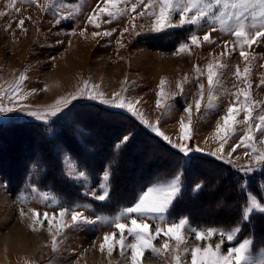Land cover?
Instances as JSON below:
<instances>
[{
  "label": "rangeland",
  "instance_id": "374dc122",
  "mask_svg": "<svg viewBox=\"0 0 264 264\" xmlns=\"http://www.w3.org/2000/svg\"><path fill=\"white\" fill-rule=\"evenodd\" d=\"M135 2L136 0H129V7ZM44 3L45 0H37V4L39 5H44ZM97 3L98 0H58V4L60 5L58 8L59 15L67 16L69 13H72L73 18L71 20L66 19L63 23H57L55 22L56 17L52 12L42 11L31 3H24L23 0H0V12L5 13V15L0 16V97H3L0 99V107L9 108L13 107L14 104L16 107V110L12 112H0V125H5L7 122L51 123L60 118L61 115H65L68 108L78 104L98 103L106 109L126 111L102 104L98 99H88L86 97L73 100L66 107L57 104V101L69 100L72 95L77 94L84 87L85 81H88L90 85L99 86L95 91L103 93V99L112 100L114 94L121 93L126 101L135 103L138 113L143 114V120L158 127L160 132L169 137L172 142L171 144L160 136L171 146L181 143L180 121L183 120L187 123L188 117L184 112V108L192 106V137L188 142V146L193 149L191 153L214 157L216 161L233 168H241L248 165L250 160L245 156V148H237L235 152H231V147L239 143L242 136L246 133V124L239 123L237 125L236 135L232 136L229 144L225 145L224 160L210 155L219 146L220 141L215 138V130L217 124L222 123L221 117L226 114V109L234 99L231 93L245 86L242 82L237 81L233 75L237 65L241 71L245 67V62L239 56V49L237 48L231 56H221V53L225 51V42H229L231 47L234 37L217 30L211 33V40L215 41L214 44L202 43V46L199 48L190 46V52L178 53L176 49L181 43L188 40L191 34L203 37L209 31L208 26L170 29H186L187 37L171 49L162 48L160 43L161 45L165 43L164 40L160 41L156 40L157 38H153V41H149L144 38L145 36L161 35L164 33L149 31L151 20L147 16H137L135 20L139 35L131 31L130 16L136 15V13H130V16H125L118 22L102 23L99 29L88 24V16L96 8ZM10 4H14V7H9ZM142 10V7L137 8V13ZM21 19L25 21L23 28L26 31H22L19 26ZM103 19L106 21L108 18L104 17ZM126 27L130 30L123 33ZM81 31L90 35L96 31H111L113 35L96 37L89 44L91 52L84 55V57H76L72 54L73 59H68L67 53H70L69 49L73 46L75 39L77 40L81 36ZM121 33H123V36H121ZM121 43L123 47H121ZM79 44L85 45L86 43ZM76 50L77 48L73 47L72 52ZM250 51L256 56V59L252 62L249 76V81L252 84V88L250 89L251 100L256 104L253 116H257L258 114L264 115V85L261 84V80H264V66H262L264 65V43L254 45ZM213 58H219L227 67L221 70V83L215 91V100L211 109L207 107L206 73L200 76L199 83L205 85V99L202 102L201 111L197 113L195 111V100L199 98V87L195 67L199 66L200 69H205L206 65ZM55 73L57 77L63 76L67 79L65 81L62 79L61 83L57 82L55 84L53 83ZM21 75L25 76L26 79L20 82L17 89L19 95L14 100L10 99V86L18 81ZM162 79L166 81L165 92L176 94L168 100V103L172 105L168 111L156 107L157 93ZM177 83L182 85V92L177 88ZM124 88H127L128 91L124 92ZM137 101L139 103H136ZM21 106H24L25 110H19ZM54 108L60 110L56 116H50L47 120L27 115L28 111L42 113L45 110ZM126 112L133 115L128 111ZM134 117L141 122V118L138 115ZM243 117L244 113L241 112L238 115V120L242 121ZM145 127L154 133L149 127ZM25 130L19 131L21 133L25 131L28 134V129L26 128ZM17 134L19 133L17 132ZM254 135L256 136V141L253 146L258 150L264 151V143H260V140L264 139V137H261L260 133L255 132V130ZM28 136L25 140L32 141L30 133ZM3 137L7 143H11V149L9 150L12 151L11 156L6 154V149L4 151L0 149V152H5L4 155L0 153V166L3 168V171H6L7 169L3 165L2 159L7 156L18 159V156L22 155L24 146L13 143L15 140L11 142L6 135ZM3 137L1 138L2 140ZM35 141L36 138L34 139ZM24 144L26 143L24 142ZM37 145H35L33 153L40 151V149L35 150L38 148ZM1 146L2 142L0 143V148ZM196 148L202 151H194ZM175 149L179 150L178 148ZM142 153L139 152L135 155L129 163L125 162L127 164H125L124 168L126 167L128 168L127 171H131V178L128 177V182L124 183L127 186L129 184L128 189H132L137 185L139 181L136 175L137 171L141 170L144 173L143 176H148L144 171H150L149 165L145 166V163L152 162L151 159L142 160V164L139 163L142 159L140 157ZM151 153L161 155L155 148L151 149ZM59 157L62 160L63 171L66 177L80 186V191L85 197L99 201L93 193L96 195L102 194L103 190L100 184L103 182L102 176L104 172L101 174L99 183L93 185L85 171L79 169L69 155L61 152ZM228 159H231L232 163H228ZM18 162L20 163L19 160ZM205 166L206 164H203V167ZM252 166L254 168L257 167L255 164ZM206 167L208 169H216L212 166ZM256 171L262 173L264 172V167ZM81 172L83 176L78 175ZM248 174L250 175L251 173ZM37 176H40V173ZM175 176L173 175L170 178L157 181L150 186L165 184ZM209 177L217 181L220 179V173L217 170H213L209 174ZM259 180L263 196L259 198L249 193L247 199L255 197L258 202H264V181L262 177ZM219 186H221L220 190L216 193L218 206L223 207V209L229 208V202L225 201L224 197L230 192L231 188L223 184ZM9 187L8 179L4 173L0 172V264H49L50 261L51 264H128V260L122 257L118 250L109 256L107 249L102 253L99 250V246L105 234L117 231L108 222L114 220L117 215L130 206L120 208L119 211L112 215H102L96 212L94 205L88 202V200L68 201L51 190L39 188L36 185L35 178L26 179L23 184L13 191ZM197 188L198 186L196 185L195 189ZM109 189L110 185L108 182V194ZM182 189L181 183L180 192ZM197 202L200 203L201 201ZM215 205L214 202H209V204L202 206V210L197 211V216L208 217ZM61 209H68L69 214L65 216L64 220L69 225L71 224V211H80L90 220H95L96 223L82 225L78 228H66L59 238L58 251H53L52 238L56 234V229L53 228L52 233H49L47 221H43V215L44 213H48L51 218L52 215L57 214ZM22 211L23 215L21 214ZM34 212L39 214L35 219L43 221V227H41L40 223L33 224ZM226 215L229 216V213ZM256 215H261V213L255 212L250 219ZM131 218L136 217L133 216ZM183 218L187 219L186 217ZM57 219L59 220L58 216ZM129 219V217H123L121 222L128 223ZM179 219L170 220L167 213H165L163 220L159 217H150L145 222L152 225L151 230L154 231L156 226H165L177 222ZM243 222L247 221L243 220ZM239 227L241 229V226ZM33 228H35V231H33ZM232 228H197L188 221L184 232L187 240L179 248L183 264H191L190 253L186 254L185 249L207 246L209 244L214 246L216 243H220L219 236L206 241H197L191 229L201 231L216 229L228 232ZM239 233L233 241H225L222 245V250L237 246L244 239L253 241L252 237L239 240ZM165 239L163 236L158 238L154 242L155 247L162 248ZM126 240L128 243H131L132 237L126 236ZM175 248L176 242L169 241L168 251L164 252L160 257L146 253L142 264H176L174 260L175 253L173 252ZM125 252H127V249H125ZM261 257H264V251H255V242L253 241L249 258L252 261H256Z\"/></svg>",
  "mask_w": 264,
  "mask_h": 264
},
{
  "label": "snow or ice",
  "instance_id": "6c2138e0",
  "mask_svg": "<svg viewBox=\"0 0 264 264\" xmlns=\"http://www.w3.org/2000/svg\"><path fill=\"white\" fill-rule=\"evenodd\" d=\"M23 2L31 3L42 11L52 12L56 17L55 22L57 23H63L64 20H71L73 18L72 13H69L67 16L59 15L58 8L60 5L58 4V0H45L44 5L37 4V0H23ZM9 7H14V4H10ZM140 7H142L143 10L137 13V8ZM130 13H136V15L130 16ZM3 15H5V13L0 12V16ZM125 16H130L131 31L136 35H139L137 31L138 26L135 24L137 16H147L151 20L148 30L155 33H162L177 28L208 26L209 31L206 32L203 37L191 34L188 40L177 47L176 51L178 53L190 52V46L199 48L202 46V43L214 44L215 41L211 40V33L217 30L234 37L231 42V47L229 42H225V51L221 53V56H231L235 53L237 48L239 49V56L245 62V67L243 71H241L240 67L237 65L233 75L237 81L242 82L245 86L231 93L234 99L226 109V114L221 117L222 123H218L215 130V138L220 141L219 146L215 151L211 152L210 155L217 157V159L224 160L225 145L229 144L232 136L236 135L237 125L242 123L247 125V131L242 136L239 143L231 147V152H235L237 148H245V156L249 158L250 163L239 168L238 171L247 175L248 173H252L264 167V151L258 150L253 146L256 141L254 130L260 133L261 137H264V115L258 114L257 116H253L256 104L251 100L250 89L252 88V84L249 81L252 62L256 59L255 54L250 50L254 45L264 43V0H136L135 3L131 4V7H129V0H98L96 8L88 16L87 23L99 29L102 23L118 22ZM104 17L108 19L105 21L103 19ZM24 23L25 21L23 19L19 21V26L22 31H26L23 28ZM129 30L130 29L126 27L123 33L129 32ZM123 33H121V36H123ZM80 35L84 36L85 32L81 31ZM112 35L113 33L111 31H96L92 33L93 38ZM121 47H123L122 43ZM226 67L227 65L223 64L219 58H213L206 65L205 69H200L199 66L195 67L197 84L199 87V98L195 100V111L197 113L201 111L202 102L205 99V85L199 83L200 76L206 73L207 107L211 109L215 100V91L221 83V70ZM25 79L26 77L21 75L19 80L10 86V99H16L19 95L17 89L19 88L20 82ZM165 83L166 81L163 79L160 81L156 107L168 111L172 107V105L168 103V100L176 94L166 93ZM261 84L264 85V80H261ZM98 87V85H90L88 81H85L84 87L77 94L72 95L69 100L57 101V104L66 107L71 101L80 97L98 99L102 104L124 109L134 116L138 115L141 118V122L149 127L157 136L163 137V139L170 144L172 143L170 138L160 132L158 127L143 120V114L138 113L135 103L126 101L121 93L114 94L112 100L103 99V93L95 91ZM177 88L180 89L181 92L183 91V87L180 83H177ZM123 91L127 92L128 89L124 88ZM241 97H243V99H241ZM2 98L3 97H0V99ZM136 103H139V101ZM14 110H16L15 104L13 107L9 108L0 107V112L7 113ZM19 110H25L24 106H21ZM59 110L58 108H54L45 110L42 113L28 111L27 115L41 120H47L50 116H56ZM192 111V106L184 108L188 121L187 123L183 120L180 121L181 143L172 145L178 148L185 156H188L193 151V149L188 146V142L192 137ZM241 112L244 113L242 121L238 120V115ZM129 139V136L123 137L122 143H127ZM260 143H264V139H261ZM194 151L200 152L202 150L196 148ZM227 162L232 163L231 159H228ZM253 164L257 167L254 168L252 166ZM78 175L83 176V173L81 172ZM110 175V172L107 170L103 173V182L100 184L103 190L102 194L96 195L93 193L95 198L99 201H105L108 198L107 189ZM180 189L181 178L178 174L165 184H155L142 191L134 205L125 208L114 220L108 222L112 224L117 231L104 235L99 250L103 253L105 249H107V254L109 256H111L114 251L118 250L119 254L128 260V264H142V260L146 253H151L155 257H160L164 252L169 250V241H175L176 248L173 249L175 253L174 260L176 264H183L179 248L180 245L187 240V236L184 234L185 228L188 225L187 219L180 218L177 222L165 226H156L154 231L151 230L152 225L145 222L146 219L150 217H159L163 220L164 214L168 212L173 202L179 196ZM255 212L264 214V202H258L255 197H249L245 207L242 209L241 219L248 221ZM21 214H24L23 211ZM68 214V209H61L57 214L52 215L51 218L48 213H44L43 215V221H47L49 233H52L53 228L56 229V234L53 235L52 238L53 251H58L59 238L66 228H78L82 225L96 223L95 220H90L80 211H71V224L69 225L64 220L65 216ZM38 215V213H33V224L40 223L41 227H43V221L35 219ZM133 216L136 218H131ZM123 217H129V222H121ZM33 231H35V228H33ZM191 231L197 241H206L216 236L220 237V243H216L214 246L209 244L207 246L185 249L186 254L190 253L191 264H264V257L256 261L250 260L249 253L253 246L252 240L244 239L239 242L237 246L222 250V245L225 241H233L241 231L239 226L233 227L228 232L216 229H206L204 231L191 229ZM126 236L132 237L131 243L127 242ZM161 236L166 238L165 243L162 248H157L154 242ZM125 249H127V252H125ZM49 264H51V261Z\"/></svg>",
  "mask_w": 264,
  "mask_h": 264
},
{
  "label": "trees",
  "instance_id": "16d2710c",
  "mask_svg": "<svg viewBox=\"0 0 264 264\" xmlns=\"http://www.w3.org/2000/svg\"><path fill=\"white\" fill-rule=\"evenodd\" d=\"M186 37L187 30L179 29L144 38L149 41H153V38L164 40L165 43L162 45L160 43V46L171 49ZM26 128L32 135L33 142L29 140L31 143L28 140L25 141L28 136L25 132ZM23 129L25 131L20 134L19 130ZM2 134L6 135L11 142L15 140L13 143L24 146L22 155L18 156V159L9 156L2 159L7 170L3 171L0 166V172L4 173L8 179L11 191L23 184L26 179L35 178L36 185L41 189L51 190L68 201L88 200L94 205L97 213L112 215L120 208L133 205L141 192L148 186L179 174L183 189L167 212L170 220L186 217L189 223L197 228L229 229L239 225L241 226L239 240L252 237L255 242V251H264V214L256 215L247 222H243L241 219L247 195L251 193L259 198L263 196L259 178L262 177L264 181V172L255 171L250 175H245L238 171V167L227 166L211 156L195 153L185 156L160 136L150 132L133 115L126 111L106 109L98 103L73 105L67 109L65 115H61L51 123L7 122L5 125H0V143L2 142L0 149L3 151L6 149L10 152L6 154L11 155L12 151L9 150L11 143H7ZM106 134L108 135L105 136ZM22 136L23 138H21ZM125 136H129L130 139L127 143H122ZM33 138H36L35 142ZM34 143L38 144V148L35 150L40 149L37 153H33L36 145ZM142 146H144L143 149ZM152 148L157 149L163 157L152 154ZM5 152L0 153L5 154ZM61 152L69 155L79 169L85 171L93 185L99 183L101 174L105 170L110 172V189L105 202L85 197L80 191V186L66 177L62 160L59 157ZM139 152L142 153L139 163L142 164V160H152L150 163H145V166L149 165L150 171H144L148 176H143L144 173L141 170L137 171L136 175L139 181L132 189H128L129 184L127 186L124 183L128 182V177L131 178V171H127L128 168H124V166ZM203 164L216 169H208L206 166L203 167ZM213 170L220 173V179L217 181L209 177ZM38 173L40 176H37ZM221 184L231 188L224 197V200L229 202V208L226 209L219 207L217 202L216 193L220 190L221 186L219 185ZM196 185L197 189H195ZM12 186L13 188H11ZM196 200L201 202L198 203ZM209 202H214L216 205L208 217L197 216V211L202 210V206ZM230 211L234 213L233 218L226 215Z\"/></svg>",
  "mask_w": 264,
  "mask_h": 264
},
{
  "label": "bare ground",
  "instance_id": "6f19581e",
  "mask_svg": "<svg viewBox=\"0 0 264 264\" xmlns=\"http://www.w3.org/2000/svg\"><path fill=\"white\" fill-rule=\"evenodd\" d=\"M79 38H81V36H79L78 38H77V40L75 39V41H74V44H73V46L72 47H70V53L68 54L67 53V57H68V59H73V55L72 54H74L76 57H79V56H82V57H84V55H86V54H88L89 52H91V47H90V45L89 44H91L94 40H95V38H93L92 37V34L90 35V34H85L84 36H83V38H87V39H83V38H81L80 40H78ZM79 43H86L85 45H82V44H79ZM73 47L74 48H77V50L75 51V52H72V49H73ZM66 63H67V60H66ZM55 75V77H54V79H53V83H57V82H60L61 83V81H62V79H64V81H65V79H67L66 77L64 78L63 76H60V77H57V75H56V73L54 74ZM91 123V122H90ZM109 125V124H108ZM106 132V131H105ZM19 133V132H18ZM15 134V133H14ZM20 134H21V132H20ZM29 134V133H28ZM115 134V133H114ZM13 135V134H12ZM17 135V134H16ZM19 135V134H18ZM25 135V134H24ZM32 136V135H31ZM29 137V136H28ZM21 138H23V136L21 137ZM34 139V138H33ZM23 140V139H22ZM25 141H27V140H25ZM29 141V140H28ZM106 141V140H105ZM109 141V140H108ZM30 142V141H29ZM33 142V141H32ZM24 143V142H23ZM31 143V142H30ZM33 144V143H32ZM35 144V143H34ZM16 145V144H15ZM68 145H70L71 146V144H68ZM106 145V144H105ZM108 146V145H107ZM29 147V146H28ZM69 147V146H68ZM74 147V146H73ZM76 147V146H75ZM78 148V147H77ZM76 149V148H75ZM102 149V148H101ZM11 151V150H10ZM8 151H6V153H7ZM141 152H142V150H141ZM10 153V152H9ZM4 155V154H3ZM9 155V154H8ZM26 158V157H25ZM20 161V160H19ZM16 162V161H15ZM18 163V162H17ZM22 163V162H21ZM8 165V164H7ZM13 165H14V163H13ZM22 166H24L23 164H21ZM17 166V165H16ZM15 167V166H14ZM18 167H19V165H18ZM21 168V167H20ZM24 168V167H23ZM22 168V169H23ZM8 169H9V167H8ZM17 171V170H16ZM10 172V171H9ZM19 172V171H18ZM14 178V177H13ZM207 197H209V196H207ZM229 199V198H228ZM229 217L230 218H233L234 217V213H233V211H230L229 212ZM227 218V217H226Z\"/></svg>",
  "mask_w": 264,
  "mask_h": 264
}]
</instances>
